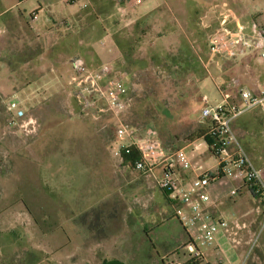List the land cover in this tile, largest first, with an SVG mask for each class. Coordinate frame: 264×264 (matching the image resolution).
I'll return each instance as SVG.
<instances>
[{
    "label": "rangeland",
    "instance_id": "1",
    "mask_svg": "<svg viewBox=\"0 0 264 264\" xmlns=\"http://www.w3.org/2000/svg\"><path fill=\"white\" fill-rule=\"evenodd\" d=\"M57 1L58 12H75L79 23L59 24V19L53 17L56 30L46 35L44 27H40L51 15L45 7L46 0H26L4 14L18 0H0V263L22 264L26 253L35 251L40 255L38 264H101L103 255L83 259V248L94 247L96 241L100 245L96 249L106 255L115 245V255H110L120 257L125 264L153 263L147 259L156 256L147 245L145 232L158 243L170 235L168 225L181 229L175 220L157 229L173 213L170 203L164 200L152 178L128 170L121 159L109 164L110 174L116 173L125 181L120 192L110 195L106 188L105 192L101 190L102 181L96 180L92 164L75 139L77 127H91L109 154L115 143L114 123L108 114L95 122L72 117L80 107L69 86V61L79 56L91 64L87 61L92 56L90 45L101 44L98 39L103 38L104 27L111 31L112 38L116 32L124 39L136 40V57L145 64L139 70L127 68V94L133 104L124 120L134 127L155 129L163 145L171 149L186 147L201 125L197 109L203 104L202 97L187 94L184 89L195 74L211 69L193 65L187 70L165 63L166 45H150L154 26L166 18L162 13H152L144 27L134 30L141 18L132 22V14L141 6H135L132 0L117 4L115 0H92L85 6ZM39 3L44 11L40 20L33 23L30 16L35 12L31 10L38 8ZM20 13L26 20L20 19ZM142 28L147 33L144 36L139 35ZM211 87L213 95L206 90L200 95L207 94L210 106H214L221 99ZM12 96L20 100L25 120L35 122V133L26 136L21 129L7 128L5 104ZM235 131L241 140L250 138L255 152L264 149V115L260 112L241 117ZM246 150L250 153L247 147ZM44 153L47 154L42 156ZM199 158L202 159L196 158V162L204 167L214 164L213 159L202 162L206 157ZM65 174L71 177L66 179ZM55 175L63 179H55ZM155 176H161L160 169ZM87 190L96 200L95 208L103 209L100 225L95 224L97 219H91L93 209L72 212L83 202ZM89 216L99 232L93 237V245L83 237V222ZM138 247L141 254L135 252ZM165 248L167 243L159 245L162 253Z\"/></svg>",
    "mask_w": 264,
    "mask_h": 264
},
{
    "label": "crops",
    "instance_id": "2",
    "mask_svg": "<svg viewBox=\"0 0 264 264\" xmlns=\"http://www.w3.org/2000/svg\"><path fill=\"white\" fill-rule=\"evenodd\" d=\"M25 1L26 0H18L16 4L5 9L2 14L7 11H13L15 5ZM91 1L92 0H75V2H72V0H61V2L66 5L81 3L83 6H85V4H90ZM123 1L128 0H115L116 4L122 3ZM45 4H47L45 7L49 10L51 15L47 16L48 19L45 22L40 23V27H44L46 35H50L56 30L53 27V17L59 19V24L68 21L76 25L79 23L75 12L66 10L58 12V10H60L59 1L46 0ZM43 11L44 8L42 4L39 3L38 8L31 10V13L35 12L36 16L34 21L30 17V21L33 23L38 22ZM122 12L124 13L125 11L122 10ZM152 13H162L163 16H166L161 25L154 26L155 28L150 38V45L154 46L160 43L166 45L165 51H167V54L164 58L165 63L169 62L171 66L179 65L192 67L194 65L205 69H211V72L207 70L206 72L203 71L201 74H195L194 77L186 83L184 91L187 92V94L196 93L200 99L201 97H205L208 101L207 94L202 96L200 93L206 90L210 95H213V91H211V85H213V90L221 99L219 102H221L223 96H225L230 102L238 103V89L243 88L249 90L253 94H258L261 87L264 86V61H260L257 54L248 51L241 56L228 59L220 56H212L209 54L208 50L209 38L223 19L227 21V27L229 29H235L241 25L248 26L252 23L258 25L264 24V0H145L143 6H141L136 13L132 14V22L144 16L149 15L150 17ZM20 19H25L22 13H20ZM110 32V30L104 27L103 38L98 39L101 41V44L93 43L90 45L92 56L87 61L91 64H88L84 58H81L84 59L89 67H94L95 64L97 67L102 64L112 65L121 74L123 73L125 75L124 82L128 88V70ZM102 39L105 41L102 42ZM70 61L69 66L71 69ZM203 107L204 105L201 104L197 109L200 116V124H204L201 119ZM258 112L260 111L252 110L244 115L249 117L258 114ZM78 115L79 112L78 114H73L72 117L86 119ZM87 120L92 121L91 119H86V121ZM238 120L235 121L234 128L238 125ZM84 128L85 129L81 126L77 127L78 134L75 139L83 149L82 154L88 157L90 164H92L90 167L94 169H92V171H94L96 180L102 181L104 189L101 190L105 192L107 189L110 195H115L120 192L125 182L122 176L119 177L116 173L113 175L112 172L110 174V161L117 160L120 162L119 158L113 157L112 155L116 147V142L111 152L107 154L106 147L100 137L97 136L96 133L93 135L91 127L90 129H87V127ZM135 128L142 129L143 127ZM240 141L245 150L246 147L249 149L250 153H248L247 150L246 152L251 159L253 158L252 161L260 170L262 181H264V149L255 152L251 145L252 141L248 137H243ZM46 154L47 153H44L42 156ZM71 154L73 156V152ZM208 159L210 158L207 157L203 162H206ZM64 176H66V179L71 177L66 174ZM186 176L188 179H191L193 175L190 174ZM54 178L63 179V176L59 177L55 175ZM80 179L84 181V178H77V180ZM77 185H82L83 187V183L81 182H78ZM67 186L71 187L69 185ZM233 189H237V194L235 196L230 195ZM207 192L212 201L208 205V213L213 219L225 223L228 232L225 227L219 226L215 234L214 245L202 249L204 257L196 264H264V201L258 196H255L247 188H243L241 182L235 179H219L210 184ZM162 194L164 200L169 203L165 194ZM82 201L81 204L76 202V205L79 204V206L72 212L77 211L85 213L93 209L95 212L92 214L91 219H97L95 221L96 224L99 219L101 220V212L103 209L98 210L95 208L96 200L91 198V190H87V195ZM173 220L178 224L181 231L174 227H169L168 223ZM90 222V216L83 222V237L87 244L93 245V237L99 235V232L98 228H95V225H92ZM99 222L97 225H100ZM166 225H168L167 231L170 235L164 238V242L168 245L164 253L159 249V245L164 246V242L159 241L156 243L150 235L145 232L147 245L151 247V251L155 252L154 255L156 256V258L153 256V259L151 255L147 257V259L153 262L149 264H166L168 261L184 263L187 260L188 252L185 249L187 236L175 219L173 213H171L157 229L159 230L160 227ZM95 244L94 247L88 246L83 248V259H90L95 256L103 255L101 264L111 261L125 264L119 259L120 257L111 256L115 251V245L110 247L111 252L106 255L104 251L96 249L100 246L97 241ZM139 244L140 249L143 248L141 247L142 244ZM140 249L138 247L136 251L135 249L132 251L141 254L139 251ZM131 258L132 261H134L136 258L135 254ZM165 260L168 261L165 262Z\"/></svg>",
    "mask_w": 264,
    "mask_h": 264
},
{
    "label": "built area",
    "instance_id": "3",
    "mask_svg": "<svg viewBox=\"0 0 264 264\" xmlns=\"http://www.w3.org/2000/svg\"><path fill=\"white\" fill-rule=\"evenodd\" d=\"M132 1L135 6H142L145 0ZM2 32L0 30V36ZM208 50L212 56L228 59L249 51L264 61V24L252 23L229 29L227 21L223 19L209 38ZM70 64L69 86L79 104V115L92 121H98L104 114L111 116L116 142L113 157L122 159V151L129 153L130 147L138 151L139 159L133 166L135 172L154 180L187 236L186 262L166 264H196L204 257L202 249L214 245L219 226L225 227L228 232L225 223L213 219L208 213V205L212 202L207 192L210 184L222 178L239 180L243 188L264 201V181L260 170L234 130L235 121L245 113L258 110L264 115V86L258 94L238 89V103L230 102L223 96L221 102L210 106L203 97L201 119L206 126V135L190 141L184 148L171 149L163 145L155 129H136L125 122L133 101L127 94L123 73L110 64L91 68L81 57L72 58ZM5 109L8 129H21L26 136L36 132L35 122L25 120L26 114L17 97H9ZM203 156L213 159L214 164L204 167L196 162V158L202 159L199 157ZM157 169L161 172L159 178L155 176ZM190 174L193 176L188 179L186 175ZM236 194L237 189L230 192L231 196Z\"/></svg>",
    "mask_w": 264,
    "mask_h": 264
},
{
    "label": "trees",
    "instance_id": "4",
    "mask_svg": "<svg viewBox=\"0 0 264 264\" xmlns=\"http://www.w3.org/2000/svg\"><path fill=\"white\" fill-rule=\"evenodd\" d=\"M7 13V12H6ZM1 14V13H0ZM35 14V13H33ZM33 14H31V18L33 16ZM149 15L148 16H144L143 18H141V20L137 21L134 24L133 29L135 30L136 28L138 29L139 27H144L145 24L147 23V21L149 20ZM145 34H147L145 32V30L142 28L141 32H140V36H144ZM124 35H122L121 33H113V41L116 45V47L119 49L122 59L125 62L126 67L131 71V70H139V69H143V66L145 64V61H143L140 57H136V49L138 46V43L136 42V40H131L130 38L128 39H124L123 37ZM141 38V37H140ZM185 67V66H184ZM189 68L191 67H186L187 70H189ZM235 130V128H234ZM206 126L204 124H201L197 127V129L195 130L193 136H192V140H195L197 138L203 137L206 135ZM245 149V148H244ZM139 159V153L138 151L134 148V147H130L129 148V153H125L124 151H122V165L124 167H126L128 170L132 169L134 170V162ZM135 171V170H134ZM40 261V255L39 253H36L35 251H28L23 259L22 264H38ZM2 264H6L3 261H1ZM1 264V263H0ZM104 264H121L117 261H111L109 263H104Z\"/></svg>",
    "mask_w": 264,
    "mask_h": 264
}]
</instances>
